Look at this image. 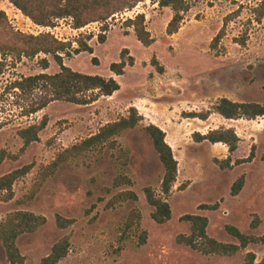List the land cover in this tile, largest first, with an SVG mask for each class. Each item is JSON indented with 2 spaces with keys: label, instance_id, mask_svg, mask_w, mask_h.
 <instances>
[{
  "label": "rangeland",
  "instance_id": "374dc122",
  "mask_svg": "<svg viewBox=\"0 0 264 264\" xmlns=\"http://www.w3.org/2000/svg\"><path fill=\"white\" fill-rule=\"evenodd\" d=\"M180 30L169 35L167 26L173 10L160 7L154 0L139 2L107 21L76 29L70 17L56 19L54 26L35 23L10 0H0V10L7 13L15 32L26 35L53 34L64 42H73L72 56L62 53L64 64L88 75L114 77L121 89L112 96L98 91L91 104L80 105L63 100L49 103L44 109L28 114L34 104L52 96L46 88L23 93L12 84L22 78L43 72L56 74L61 66L53 55L41 53L34 58L9 57L0 69V177L33 165L18 179L10 200L0 199V222L16 211H30L46 217L36 232L24 233L17 241L25 264H41L54 244L66 235L71 238L68 255L58 264H242L246 254L255 252L257 261L264 259V245L251 244L233 256L204 254L176 240L179 234H190L185 215L209 218V236L225 243H238L227 225L244 233L264 235V116L226 119L215 107L220 99L255 102L264 105V16L256 18L255 9L264 0H188ZM263 5V6H262ZM146 15L147 28L156 42L144 46L126 20ZM51 28V32L46 30ZM133 29V32H130ZM223 30L216 48L213 39ZM107 40L99 42L98 36ZM94 52L74 54L77 40H88ZM5 41L0 32V45ZM129 49L135 65L124 75L111 71L112 63L121 61L123 49ZM0 54V61H2ZM50 66L43 69L41 60ZM97 58L98 62L93 59ZM157 59V64L153 59ZM164 71L159 72L158 66ZM137 106H136V105ZM136 107L143 119L135 128L116 136V147L103 144L58 168L40 190L29 195L39 181L42 169L52 163L66 148L97 134L104 126L130 114ZM191 113L208 115L207 119L188 117ZM47 126L40 140L24 148L19 131L38 124L44 116ZM155 124L167 134L179 165L177 182L168 201L172 218L164 224L153 220L154 207L148 202L146 188L162 195L165 167L145 127ZM224 128L235 129L238 148L230 152L225 143L197 141L195 133H209ZM185 147L180 150L178 147ZM129 150V164L124 169L119 157ZM254 151L252 161L240 163ZM189 155L191 157H189ZM130 177L131 184L115 186L117 176ZM242 176L245 185L238 195L233 184ZM125 191L137 199L114 200ZM218 204L217 209L201 205ZM134 210L141 213L139 226L127 228ZM74 219L67 228L57 224V216ZM260 218L257 228L252 222ZM143 231L148 233L140 243ZM0 264H11L0 241Z\"/></svg>",
  "mask_w": 264,
  "mask_h": 264
},
{
  "label": "trees",
  "instance_id": "16d2710c",
  "mask_svg": "<svg viewBox=\"0 0 264 264\" xmlns=\"http://www.w3.org/2000/svg\"><path fill=\"white\" fill-rule=\"evenodd\" d=\"M25 15L29 16L35 23L43 26H54L56 19L70 17L73 20V27L80 29L95 22L107 21L115 14L125 9L134 8L139 2L146 0H10ZM162 8L169 7L174 14L167 26V33L173 35L181 28L184 20V13L190 8L188 0H154ZM263 6V5H262ZM262 7L255 9L256 18L261 20L264 16ZM128 27H133L139 41L147 47L156 42L151 32L147 28L146 15L144 13L136 15L134 18L126 20ZM0 32L4 35L5 41L0 45V54L3 56L0 61V69L2 70L6 64V60L12 57L13 60H20L22 57L34 58L37 55L51 54L60 64L61 70L56 74L46 72L28 76L15 81L12 84L13 89H18L23 93L33 91L37 88H46L52 92L49 99L34 104L26 111L32 114L44 109L49 103L56 100H63L75 104L87 105L97 100V94L87 95L98 91L100 95L112 96L121 89V85L114 77H104L100 75H88L78 71H74L64 64L62 53L72 56L71 47L73 42H64L57 39L53 34L43 35H26L15 32L10 23L8 15L5 11L0 10ZM223 36V30L213 39L211 47L216 48ZM88 40H77L78 47L74 48L73 53L79 54L84 51L93 53L94 49ZM99 42L104 43L107 40L106 34L98 36ZM98 62L97 58L93 59ZM43 69L47 70L50 66L48 59L41 60ZM153 63L157 64V59H153ZM135 65V58L131 55L129 49L125 48L121 52V61L111 64V71L115 75H124L128 66ZM158 71L163 72L164 67L158 66ZM216 112L226 119H238L246 117L254 119L258 116H264V105L255 102H236L229 98H222L215 107ZM188 117L207 119L208 115L191 113ZM143 119L136 107H132L127 117H122L118 121L112 122L104 126L97 134L92 135L83 141L72 145L61 151L56 159L45 166L40 172V179L36 183L33 191L30 193V199L34 198L40 190L44 182L56 173L58 168L63 164L82 155L88 150L95 149L103 144H109L116 147V136L121 135L124 131L135 128ZM48 117L45 115L38 124L30 125L19 131L20 136L24 140V148L28 147L35 141L40 140V132L47 126ZM146 132L150 135L154 147L159 154L160 160L165 167V175L161 184L162 195L156 194L152 187L146 188L148 202L154 207L151 214L154 221L164 224L172 218V208L168 201L173 187L177 182L179 162L175 157L172 146L167 142L166 132L155 124L145 127ZM197 141L208 140L212 143L222 142L229 146L230 152H234L238 148L239 136L235 129L224 128L220 130H212L203 135L195 133ZM129 150H123L119 157V163L122 168H126L129 164ZM254 151L251 155L238 162L243 163L252 161ZM1 161V160H0ZM33 168V165H27L0 177V199L10 200L14 196V183L21 177L27 175ZM132 180L129 176L121 174L115 179V186L122 184H131ZM245 185V178L242 176L232 186V194L238 195ZM137 199V195L132 191H125L120 194L114 202H121L128 199ZM218 204L201 205V209H217ZM183 220L190 222L191 233L179 234L176 238L179 244L191 246L204 254H218L224 256H233L241 250L247 248L251 244L264 245V235H250L244 233L235 225H227V232L238 239V243L221 242L208 234L209 218L201 215H185ZM141 221V213L134 210L126 222L127 228L139 226ZM260 218L252 222V227L257 228L260 224ZM47 219L43 215H37L30 211H16L8 215V217L0 222V241L6 252L7 258L11 264H25L26 258L22 255L17 241L24 233L36 232L41 226L45 225ZM75 220L66 218L62 215L57 216V224L61 228H67L74 224ZM148 239V233L143 231L140 235V243L145 244ZM71 238L69 235L64 236L57 241L49 255L45 256L41 264H58L64 259L70 250ZM242 264H264V259L257 261L255 252H248Z\"/></svg>",
  "mask_w": 264,
  "mask_h": 264
},
{
  "label": "crops",
  "instance_id": "0c3cea01",
  "mask_svg": "<svg viewBox=\"0 0 264 264\" xmlns=\"http://www.w3.org/2000/svg\"><path fill=\"white\" fill-rule=\"evenodd\" d=\"M130 32H133V29H130ZM136 105V104H135ZM137 106V105H136ZM203 135H205L206 133H202ZM217 144H219V143H216L215 145H217ZM172 146V145H171ZM173 148V147H172ZM180 150H182V149H184L185 147H181V146H179L178 147ZM174 150V149H173ZM189 157H191L190 155H189ZM179 165H181V163H179Z\"/></svg>",
  "mask_w": 264,
  "mask_h": 264
},
{
  "label": "built area",
  "instance_id": "2783aa9c",
  "mask_svg": "<svg viewBox=\"0 0 264 264\" xmlns=\"http://www.w3.org/2000/svg\"><path fill=\"white\" fill-rule=\"evenodd\" d=\"M46 30H47L48 32H51V28H50V27H47Z\"/></svg>",
  "mask_w": 264,
  "mask_h": 264
}]
</instances>
